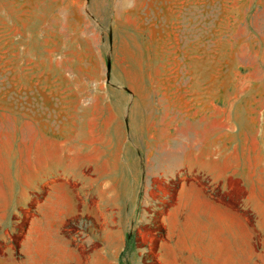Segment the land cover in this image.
Masks as SVG:
<instances>
[{"label": "rangeland", "instance_id": "obj_1", "mask_svg": "<svg viewBox=\"0 0 264 264\" xmlns=\"http://www.w3.org/2000/svg\"><path fill=\"white\" fill-rule=\"evenodd\" d=\"M238 123L263 140L264 0H0V152L10 174L31 163L36 201L66 184L115 211L168 199L161 215L207 180L144 174L143 189L136 168L184 138L231 152Z\"/></svg>", "mask_w": 264, "mask_h": 264}, {"label": "crops", "instance_id": "obj_2", "mask_svg": "<svg viewBox=\"0 0 264 264\" xmlns=\"http://www.w3.org/2000/svg\"><path fill=\"white\" fill-rule=\"evenodd\" d=\"M262 138L256 128L247 134L239 124L231 152L206 145L192 153L190 138L177 149L170 142L164 145L153 165L136 168L141 188L144 174L176 178L183 170L201 174L207 183H180L161 215L168 199L130 200L131 209L115 211L103 209L108 206L104 200L80 198L66 184L52 186L36 201L32 189L24 190L32 180L31 163L19 162L10 174L0 152V244L8 243L0 251V264H264ZM213 192L243 196L218 199ZM28 211L31 216L15 245V232ZM76 217L78 230L67 233ZM155 228L163 230L158 240L157 231H151Z\"/></svg>", "mask_w": 264, "mask_h": 264}, {"label": "trees", "instance_id": "obj_3", "mask_svg": "<svg viewBox=\"0 0 264 264\" xmlns=\"http://www.w3.org/2000/svg\"><path fill=\"white\" fill-rule=\"evenodd\" d=\"M128 247H129V245H128Z\"/></svg>", "mask_w": 264, "mask_h": 264}]
</instances>
